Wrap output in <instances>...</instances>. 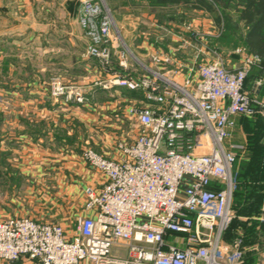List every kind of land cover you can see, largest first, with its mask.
Wrapping results in <instances>:
<instances>
[{"label": "built area", "instance_id": "1", "mask_svg": "<svg viewBox=\"0 0 264 264\" xmlns=\"http://www.w3.org/2000/svg\"><path fill=\"white\" fill-rule=\"evenodd\" d=\"M81 3L80 23L90 40L86 55L111 75L109 87L143 94L142 102L131 101L128 110L138 135L119 141L114 157L91 146L83 150L85 162L105 181L98 189H86L83 208L88 215L77 217L71 234L58 222L0 218V260L244 264L241 241L231 247L223 242V234L234 218L233 170L249 156L244 143L231 141L236 118L264 115V100L245 89L249 71L261 58L240 48L239 65L231 70L195 32L193 41H204L203 49L212 57L200 59L201 50H196L197 77L179 82L161 65L169 59L152 56L156 67H149L120 35L114 45L116 24L105 0ZM115 47H121L118 63L123 72L113 66ZM263 85L264 77L255 82L254 91ZM73 88L57 79L51 92L68 102L85 103L87 98Z\"/></svg>", "mask_w": 264, "mask_h": 264}, {"label": "crops", "instance_id": "2", "mask_svg": "<svg viewBox=\"0 0 264 264\" xmlns=\"http://www.w3.org/2000/svg\"><path fill=\"white\" fill-rule=\"evenodd\" d=\"M9 1L12 0H0V13L6 10L5 7L7 6L5 4L9 6ZM22 1L27 6L30 5V0ZM67 1L70 0H65L66 3ZM74 1L77 6L76 11L79 12L82 0ZM171 9L177 11L175 13L183 15L184 20H169L168 23H164L166 27L170 28V31L166 32L161 30L165 26L163 23H159V25L155 24L154 18L151 15H146L149 12L166 9L148 8L146 2H143L141 6H137L133 5L130 0H127V14H129L128 17L131 20L127 22V40H124L121 36L120 38L123 42H126L124 43L130 51L146 65L149 61L152 67H156L151 62L152 56L156 55L162 60H170L169 62H161V65L164 69L171 71L179 82H183L190 77L195 79L197 77L196 68H194L197 56L196 50H201L202 54H199L200 59L212 57V53L209 50L203 49L204 44L202 42L206 41L209 46L210 40L219 37L222 29L215 24L211 15L204 10L194 9L191 6H177ZM186 11L195 12L201 18H193L190 22H186ZM135 12L141 17L133 19L132 15ZM145 19L155 27L154 30L147 28ZM188 24L191 28L184 27V25ZM5 29V25H0V73L6 68L8 72L14 75V73L18 72L16 67L14 68L13 58L12 56L11 58H7L5 52L8 47H13L19 43V38L14 36V34H6ZM197 30L201 31L200 34L206 38L201 43L195 42L192 39L194 33L198 32ZM113 43L116 46V42ZM241 47L229 49L223 47L222 49L220 48V51L218 49L216 51L223 57L226 67L232 70L239 65L241 60V54L237 52ZM118 53V48H113V58L115 60H118ZM245 53H248V51L245 50ZM135 69L138 72L142 70L139 66H135ZM104 75L107 78H111L110 74L105 73ZM38 87L36 82H29L22 86L17 84L8 86L3 83V80H0V178L7 179L9 184L14 186L18 183L20 175L24 176L26 174L29 177L33 173L36 176L37 173L35 172L41 171L43 165L49 167V169H53L55 172L54 177L49 176L47 180L51 182L53 179L51 183L55 186L57 185L59 188L58 196L62 197V201L70 204L66 207L65 213L63 210L61 211V213L69 215L68 219L67 216L62 217L58 223L68 228V232L71 234L76 226V218L71 220V217L79 210L81 202H85L86 189L88 187L98 189L105 181L99 172L92 169L85 162L82 157L83 150L91 146L108 157L116 156L115 148L119 141L127 138L134 139L138 135V126L128 120V110L130 109L131 101L138 102L144 99V97L142 93L125 91L127 93H124L127 95V101L124 108H121V111H119L114 110L115 105L110 101V97L108 98L106 94L108 91L105 89H99L97 93V97L103 102L100 103L102 105L98 104L97 106V103L92 102V104L97 106L95 108L89 104L66 103L64 100H57L59 102H55L50 98L49 92H43L42 94ZM5 96L9 98V101L7 100L8 106L3 105ZM96 109H105V113ZM107 110L112 113L114 111L120 113H116L118 115L115 114V118L108 115L106 113ZM126 115L127 126L125 124ZM239 118H236V122ZM111 121H114L116 124L112 125ZM105 126L111 127L112 130L104 129ZM126 127L127 133L124 130ZM244 140V131L236 125L231 141L244 143ZM21 158L22 162L20 161ZM33 164L36 167L34 169L38 168L37 171H31ZM52 165L53 168H51ZM249 203H253V197ZM257 203L258 200L253 204L252 208L257 207ZM233 204L235 207L237 206L234 199ZM260 211V215L251 214V216H248L240 213L241 215L238 216L246 224L244 226L245 229L250 227L245 247V252L248 254L246 253L244 264L245 261L247 262L246 264H259V262L264 264V202L261 205ZM3 215L1 212V216ZM84 215L88 214L83 208L81 212L76 214V217ZM66 220H68V223ZM253 225L255 226V233L251 230ZM244 228L239 229L242 234L245 233ZM0 264L40 263L36 260L21 258L12 263L0 260Z\"/></svg>", "mask_w": 264, "mask_h": 264}, {"label": "rangeland", "instance_id": "3", "mask_svg": "<svg viewBox=\"0 0 264 264\" xmlns=\"http://www.w3.org/2000/svg\"><path fill=\"white\" fill-rule=\"evenodd\" d=\"M143 2L145 1L139 0L135 3L143 4ZM29 3L30 5L27 6L22 0L9 1V6L5 4L7 6L5 7L6 10L0 13V25H5L6 34H14L19 38V43L13 47H8L5 52L7 58L12 56L14 68L16 67L18 73L12 75L5 68L0 73V80H3V83L8 86L16 84L22 86L29 82H36L42 94L43 92H49L50 98L55 102H59L61 100L65 101L64 97L58 98L52 95L51 92L53 82L59 79L66 86L80 90L86 98L88 96L87 101L82 104H89L95 108L98 104L103 103L97 97L99 89H105L108 91L106 93L108 98L110 97V101L115 105L114 110L121 111L127 101V95L124 94L127 90L120 86L109 87L111 78L104 75L105 72L96 59L86 55L90 40L81 26L79 12L75 11L76 2L74 0L67 1V3L65 0H30ZM105 3L111 10L116 24V29L112 35L113 41L117 42L116 39L119 35L127 40V22L131 20L128 17L129 14H127V5H123L122 0H105ZM168 12L177 11L169 9L149 12L146 15H151L156 21L155 24L159 25V23L169 22L164 17V14ZM185 14L186 22H190L193 18H201L192 11H186ZM139 16L135 12L132 18ZM144 21H146L147 28L155 29L147 19ZM169 29L165 25L161 30L167 32ZM198 33L200 34L201 31H198ZM118 42L120 44L119 40ZM130 60L135 64L132 57ZM147 65L152 67L149 61ZM8 99L5 96L4 106H8ZM93 101L97 103V106L92 104ZM42 103L44 104V102ZM96 110L105 113V109ZM106 113L116 118V115H118L116 113L120 112L114 111L112 113L107 110ZM125 119L127 126V117ZM111 123L112 125L116 124L114 121H111ZM104 129L112 130L111 127L107 126ZM124 130L127 133V127ZM126 140L131 139L127 138ZM20 161L22 162V158ZM20 161L19 163H21ZM53 165L51 168H53ZM34 168L36 167L33 164L31 171H37L38 168ZM35 173H37L36 176L31 173L29 177L26 174L24 176L20 175L18 183L14 186L10 185L7 179L0 178V218L25 216L39 221L56 223L60 222L62 217L67 216L68 219L69 215L64 213L67 210L66 207L70 204L62 201V197L58 196L59 188L51 183L53 179L51 182L47 180L49 176L54 175L53 169L43 165L41 171ZM81 203V207L74 213L75 215L71 217V220L73 218L77 219L76 214L82 211L84 202ZM62 210L64 213H61ZM1 212L4 214L3 216H1ZM66 222L68 223V220Z\"/></svg>", "mask_w": 264, "mask_h": 264}, {"label": "trees", "instance_id": "4", "mask_svg": "<svg viewBox=\"0 0 264 264\" xmlns=\"http://www.w3.org/2000/svg\"><path fill=\"white\" fill-rule=\"evenodd\" d=\"M133 5L139 0H130ZM151 9H166L173 7H188L200 9L207 12L213 18L215 24L222 29L220 36L211 39L209 47L212 49L234 48L242 46L249 54L261 58V63L255 65L249 71L245 89L258 100H264V85L257 92L254 91V83L264 77V0H143ZM127 5V0H122ZM77 6L75 5V11ZM167 20L183 21L184 17L175 12L164 14ZM120 50V48H118ZM113 66L122 71L118 60L113 58ZM127 90V89H126ZM132 93H135L131 91ZM238 125L245 133L244 144L247 146L248 158L239 160L234 167L235 188L233 193L234 218L224 231L223 242L231 247L237 241H241L239 248L244 250L248 238V229L238 216L260 215L261 205L264 202V115L256 114L254 117H240ZM5 156V155H4ZM5 159V157H4ZM253 197V203L249 201ZM258 200L257 207L253 204ZM239 205V206H238ZM241 213V214H240ZM250 221V220H249ZM252 221V220H251ZM254 222V221H252ZM251 230L255 233V226ZM245 229L242 234L239 229ZM251 232V231H250ZM244 252V259L246 257ZM248 254V253H247ZM247 262L245 261V264Z\"/></svg>", "mask_w": 264, "mask_h": 264}]
</instances>
